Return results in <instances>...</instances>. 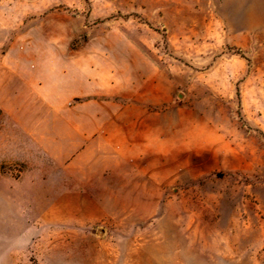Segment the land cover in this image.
I'll use <instances>...</instances> for the list:
<instances>
[{"label":"rangeland","instance_id":"374dc122","mask_svg":"<svg viewBox=\"0 0 264 264\" xmlns=\"http://www.w3.org/2000/svg\"><path fill=\"white\" fill-rule=\"evenodd\" d=\"M0 264H264V0H0Z\"/></svg>","mask_w":264,"mask_h":264},{"label":"crops","instance_id":"0c3cea01","mask_svg":"<svg viewBox=\"0 0 264 264\" xmlns=\"http://www.w3.org/2000/svg\"><path fill=\"white\" fill-rule=\"evenodd\" d=\"M140 133H141V136H140L141 138L140 137H138V138L133 137V143H131V144L129 143V145H128V148H129L127 151L129 153L128 158H127L128 163H133V164L135 163L136 164L137 161L139 162V159L141 158V156H140V151H138V150L144 149V147L147 146V142H146L147 132L141 131ZM150 134H151V132H149V135ZM125 139L128 142V141H130L129 139H131V137H129L126 134ZM138 139H140L139 143L137 142ZM135 140H137V141H135Z\"/></svg>","mask_w":264,"mask_h":264}]
</instances>
